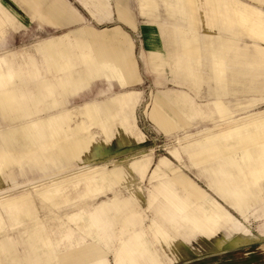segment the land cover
Segmentation results:
<instances>
[{
    "label": "rangeland",
    "instance_id": "1",
    "mask_svg": "<svg viewBox=\"0 0 264 264\" xmlns=\"http://www.w3.org/2000/svg\"><path fill=\"white\" fill-rule=\"evenodd\" d=\"M63 1L77 20L61 25L35 0L30 13L0 0L11 15L6 19L0 11V93L14 96L5 102V113L0 103V264H61L78 251L85 264H98L107 254L92 244L93 223H108L104 218L111 212L139 214L146 237L156 240L152 197L181 208L189 202L198 213L216 212L219 198H227L230 216L248 232L232 241L218 230L212 239H221L222 248L199 255L189 249V258L172 264H212L232 255L241 260L233 264H264V235L258 229L264 221V171L257 175L249 169L243 154L264 143V38L259 34L264 0H213L210 10L206 0L191 10L187 0ZM124 7L132 11L131 25L119 17ZM244 7L254 12L255 28L237 20L236 10ZM206 8L218 27L211 39L198 42L197 55L182 44H165L176 34V24L192 32L188 26L199 25L192 16L199 11L204 17ZM226 16L233 21L228 30ZM84 27L120 30L116 40L129 49L136 66L129 86L113 77L109 88L102 76L79 88L87 82L81 74L89 72L87 62L80 61V44L91 54L94 46L79 32ZM151 27L160 46L147 37ZM59 38L79 63L71 75L58 76L42 48ZM108 40L101 45L111 54L117 46ZM159 113L166 116L163 128L155 121ZM56 116L62 124L46 121ZM78 125L84 129L75 132ZM13 130L18 139L7 143L3 134ZM77 138L90 145L65 156L62 147ZM115 232L119 245L126 236L120 222ZM108 257L113 260L111 252Z\"/></svg>",
    "mask_w": 264,
    "mask_h": 264
},
{
    "label": "crops",
    "instance_id": "2",
    "mask_svg": "<svg viewBox=\"0 0 264 264\" xmlns=\"http://www.w3.org/2000/svg\"><path fill=\"white\" fill-rule=\"evenodd\" d=\"M11 1L16 5L19 4L23 9L26 10V13L32 12V7L30 5L31 0ZM206 1V6L209 10L210 8H214L215 4L213 0ZM35 2L41 4L44 8L43 12L50 15L52 19L58 21L61 25L69 24L77 20V15L74 10L63 0H35ZM184 2L186 3V1ZM187 2V6L189 9L191 7L192 9H197L196 7L198 6V0H187ZM225 6H227V4ZM0 11L6 14V19H11L10 12L7 11L5 7H3L1 2ZM207 12L208 11L206 8V15L202 18H199V11L196 15L192 16L195 24H198L199 22V25L197 26H190L188 23V29L192 30V32L185 31L186 24H176L177 31L175 32L176 34L173 35L175 36L174 39L172 38L173 36L170 37V39L166 38L165 44L171 46L182 44L187 53L197 55L194 53V49L197 48L196 45H198V42H203L204 40L207 41L208 39H211L213 32L218 27L217 21H213L212 18L210 19V16H207ZM236 13L239 16L237 19L239 20V23L246 24L255 28L253 25L257 24V21L253 19V11H251L247 7H244L243 9L238 8L236 10ZM119 17L124 23L128 25L133 24L132 11L128 10L127 8L124 7L119 10ZM263 21L264 20L260 19L259 22ZM200 22L202 24H200ZM225 22V28L227 30L232 28V18H230L229 20L226 16ZM151 30L152 33H149V30L147 33L149 41L152 44L154 43L156 46H160V44L162 43L160 36L156 32H154V28ZM112 31L101 33L96 32L94 31V29L89 27H84L83 29L79 30L80 33L89 35L90 39L94 43V46L92 45L93 54L84 51V48H86L87 45L80 44V46L83 48L80 54V61H82L83 64L87 62V65L89 66V72L81 74L83 75V78H87V82L86 85L84 84L79 88H85L92 81L96 80L95 78H102V76H104L107 80L109 88L114 84L113 77L118 78L120 81V85L123 87L129 86V84H131V81L135 76L136 66L134 67V63L130 60L131 53L129 52V49L124 44L119 45L116 40L120 37V30L114 29ZM259 31L261 37L264 38V26L260 28ZM235 35H237V32L235 33ZM103 39H109L108 41H111L109 42L110 46H117L116 49H112L111 52L109 50L111 54H107L106 48H102L101 40ZM63 43L64 40L61 38L50 39L48 41H45L42 47L43 51L50 58H52L54 67L59 71L58 76L71 75V73H69L71 70H79V63H75L74 58L71 57L70 53L62 48ZM230 43L231 44H229L228 40L225 41L226 48H230L232 46V42ZM202 51L203 50H201V52ZM71 67L75 68L72 69ZM108 70L112 71V75L108 73ZM123 70L128 73L130 79H127L123 75ZM113 73H115L118 77ZM13 99L14 96L9 92H4L3 96L0 93V103H2L3 105L4 113L6 112V106L4 105L5 102L12 101ZM165 119L166 116L162 113H159V115L155 117L156 123H158L162 128ZM46 121H51L55 124L63 123V119L61 118V116L49 117ZM83 129L84 127L82 125H78L74 130L76 132ZM15 132L16 131L13 130L3 134L4 140L7 143H10L14 141V139H18ZM84 143L88 145H85ZM69 144L65 145V149L67 152L65 151L64 146L62 147L63 154L65 156L71 155L73 153L72 150H74L75 148H86V146L90 145L84 138H77ZM71 147L74 148L72 149ZM161 198L162 201H158V197L151 198L152 205L157 202L156 207H154L155 211L154 217L152 219V224L154 223V226H156L154 233L157 236L156 240L148 239L146 237L147 232H145L143 227V217L141 218L140 215L136 213H128V211H125L123 213L111 212L104 218V220H108V223H105L103 225L93 223V236L91 240L92 244L96 248V250H100V253L104 255L107 254V256L103 258V261H99L98 264H172L177 262L178 260L189 258L192 255L189 254V249L192 250V252L194 251L193 254L199 255L207 251L212 252L216 249L222 248L224 244L221 239H212V235L218 230H224L227 236L230 237L229 239H232V241L238 240L236 236L247 235L248 233L246 232L245 228L243 229L242 227H240V222L237 219L230 216L227 208L225 207V205H228V202L226 200L227 198H219L221 202H217V204L220 207L215 206L213 202V205L215 206L214 209L216 210V212L214 213H209L206 209H204L203 213H198L196 207H190L191 203L189 202L188 204H185L189 205L187 207L184 206V208H181V206H179L180 203L178 204L179 207H175L170 203L168 199L164 197ZM200 201H202L203 203L207 202V197H202ZM126 204L128 206V204H131V202H126ZM237 208L238 213L241 216L245 217L246 214L248 216V210H246L244 207ZM128 209L129 207H126L125 210ZM241 211L244 212L241 213ZM260 211L261 216L264 217V206L261 207ZM96 215L97 214H93L91 220H96ZM119 222L122 224L123 233L126 236H124L119 245H117L116 239L118 238V236L115 232V228L116 224ZM98 228L100 230H98ZM258 229L261 234L264 235V221L258 226ZM84 241V239L82 241H77L78 250L79 246L84 247ZM110 252L113 255V260H110L108 257ZM76 254V258L72 256L73 259L67 260L66 262L62 261L61 264H85L84 254L80 253L79 251ZM239 260L240 256L232 255L224 260L219 259L217 262H213L212 264H233L239 262Z\"/></svg>",
    "mask_w": 264,
    "mask_h": 264
},
{
    "label": "bare ground",
    "instance_id": "3",
    "mask_svg": "<svg viewBox=\"0 0 264 264\" xmlns=\"http://www.w3.org/2000/svg\"><path fill=\"white\" fill-rule=\"evenodd\" d=\"M88 108V107H87ZM95 114V113H94ZM54 122V120H53ZM61 123V122H60ZM83 141V140H82ZM75 143V142H74ZM85 144V143H84ZM70 145V144H69ZM77 145V144H75ZM85 145H88V144H85ZM66 146H64V149H65ZM85 147V146H84ZM88 147V146H86ZM72 149L74 147H71ZM70 148V149H71ZM83 148V147H82ZM63 149V148H62ZM76 149V148H75ZM66 151V149H65ZM73 151V150H72ZM67 152V151H66ZM243 154H245L244 157H248V161H245L247 163H245L247 165V167L251 170H255L254 172H259V171H264V143L260 145V148L257 149V150H247L245 151ZM244 164V163H243ZM246 167V166H245ZM253 172V173H254ZM256 172V173H257ZM255 175V174H254ZM258 175V173H257ZM260 175V174H259ZM263 175V174H261ZM256 176V175H255ZM257 177V176H256Z\"/></svg>",
    "mask_w": 264,
    "mask_h": 264
}]
</instances>
